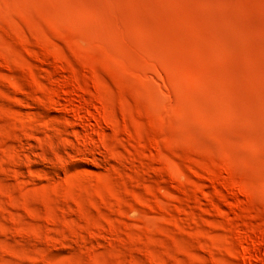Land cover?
<instances>
[{"label":"rangeland","instance_id":"obj_1","mask_svg":"<svg viewBox=\"0 0 264 264\" xmlns=\"http://www.w3.org/2000/svg\"><path fill=\"white\" fill-rule=\"evenodd\" d=\"M0 264H264V0H0Z\"/></svg>","mask_w":264,"mask_h":264},{"label":"bare ground","instance_id":"obj_2","mask_svg":"<svg viewBox=\"0 0 264 264\" xmlns=\"http://www.w3.org/2000/svg\"><path fill=\"white\" fill-rule=\"evenodd\" d=\"M96 120H98V119H96ZM86 121V120H85ZM100 121V120H99ZM83 123V122H82ZM91 129V128H90ZM91 131H92V129H91ZM92 138H90V140H91Z\"/></svg>","mask_w":264,"mask_h":264}]
</instances>
